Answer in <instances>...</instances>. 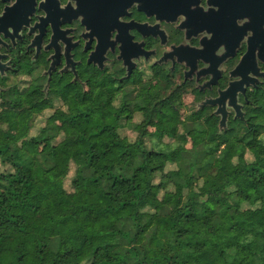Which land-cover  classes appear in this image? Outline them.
I'll use <instances>...</instances> for the list:
<instances>
[{"label":"trees","instance_id":"trees-1","mask_svg":"<svg viewBox=\"0 0 264 264\" xmlns=\"http://www.w3.org/2000/svg\"><path fill=\"white\" fill-rule=\"evenodd\" d=\"M136 92L59 82L46 97L0 93V264H264V138H248V124L218 135L213 122L182 123L158 92ZM56 98L66 110L31 134ZM163 139L175 143L156 149Z\"/></svg>","mask_w":264,"mask_h":264},{"label":"flooded vegetation","instance_id":"flooded-vegetation-1","mask_svg":"<svg viewBox=\"0 0 264 264\" xmlns=\"http://www.w3.org/2000/svg\"><path fill=\"white\" fill-rule=\"evenodd\" d=\"M59 82L158 92L182 123L263 139L264 0H0V93Z\"/></svg>","mask_w":264,"mask_h":264},{"label":"rangeland","instance_id":"rangeland-1","mask_svg":"<svg viewBox=\"0 0 264 264\" xmlns=\"http://www.w3.org/2000/svg\"><path fill=\"white\" fill-rule=\"evenodd\" d=\"M102 84V82H98V83H95V84H92L90 85L87 89H85L84 91H89V90H92V89H99L100 88V85ZM27 86L24 84V87ZM20 88H18L19 91H23L25 90L26 88H21V86H19ZM53 87V86H52ZM50 87L49 89H47V86L44 87L42 94L44 97L47 96L48 92L51 90ZM114 104L117 105L119 104V98L117 97L116 99H114ZM67 106L65 104V102L63 100H61L60 98H56L52 101V107L50 108H47L45 109L41 114H39L38 116H36V118L34 119V128L31 130V134H35L38 130L39 127H41L45 120L47 118H49L50 116H52L55 112V109H58V110H66ZM133 122L129 125H126L125 127H122L119 129V134L120 136L122 137V140L124 142V144H128L129 142H132L133 140L136 139L137 137V133L134 132L132 130V127L134 124H137L139 123V117L137 115H135L133 117ZM133 124V125H132ZM156 124V123H155ZM155 124L153 126H150L149 129H148V132L151 133L153 132V130H155ZM259 140V139H258ZM264 140V139H263ZM174 141L172 140H169V139H163L159 145L157 146L156 149H160L161 147L164 149V147H172V145H174ZM46 145H42V149L45 147ZM185 148H189L190 147V144L189 143H186L184 144ZM145 147L147 149H150L152 148V144L151 142L149 141V139H146L145 141ZM261 145L260 144H254L252 147H248L246 148L245 150V158L248 160V161H251L253 159V154L254 153H259L260 152V149H261ZM223 149H227L228 151L231 152V145H227V144H222L219 146V151H222ZM75 161L77 164H82L84 158L82 155H76L74 157ZM174 168V165H171V164H168L166 166V169H172ZM74 170H75V166L73 164L70 165V171H69V174L67 175V177L65 178L64 180V188L67 192H71V186H70V183H71V178L73 177V174H74ZM36 176L40 179L42 177L41 175V172L38 170L36 172ZM160 264H164L163 261H161Z\"/></svg>","mask_w":264,"mask_h":264}]
</instances>
